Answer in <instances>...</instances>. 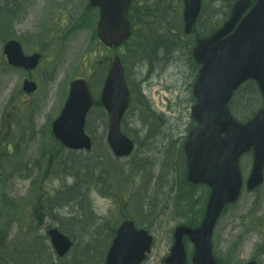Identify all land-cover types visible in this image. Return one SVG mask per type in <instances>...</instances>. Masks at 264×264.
<instances>
[{"label": "rangeland", "instance_id": "1", "mask_svg": "<svg viewBox=\"0 0 264 264\" xmlns=\"http://www.w3.org/2000/svg\"><path fill=\"white\" fill-rule=\"evenodd\" d=\"M40 1L0 0V24H6L8 27L5 37L0 38V122L3 117L8 124L15 123L20 131L12 140L14 145L19 144L26 148L28 155L32 153L40 157L39 160L22 163L20 156L9 155L5 161L0 162V204L4 209L0 225V264H49L48 260H52V264H106V253L115 236V228L117 229L128 216H135L139 226L150 228L155 236L152 251L143 264H164V258L170 253L173 243L174 228L179 223L189 221L191 217L197 218L196 214L200 211L206 194L204 187L192 189L190 194L197 200L195 214L191 217L187 213L183 214L184 203L181 198L189 189L183 178L185 167L182 161L185 162V157L181 155V148L185 141L184 136L188 133L187 129L193 121L190 87L187 86L193 73L189 71L192 65L188 49L185 52L192 39L185 38L183 32L181 33L182 0H138L133 9L135 33L128 43L130 49L127 55H130L129 75L134 83L135 94L133 105L126 115L128 121L125 122L123 131L136 143V150L132 157L125 158L120 163H115L113 155L108 152V129L105 131V119L99 120L96 128L93 127L100 150L94 151L93 157L89 159H86V154L73 155L63 150L51 139L47 142L41 141L39 133L33 130V127L39 130L47 119L58 113L59 104L64 100L63 91L60 89L69 77L77 75L80 58L89 44L91 31L81 30V41L75 46V49L80 50L56 68L57 84L54 86L53 82L45 78V92L35 97L41 101L38 102L40 106L31 125L27 120H20L15 116L12 118L6 114L9 109L8 100L19 81V74L4 68L3 41L8 37H24L27 28L22 27L26 24L21 21L18 25L23 17L22 6ZM49 1L78 4L79 6L73 5V9L68 6L71 11L77 13H81L84 10L83 5L87 3L86 0ZM205 1L206 16L201 19L193 37L198 33H206L217 25L222 19V12H227L231 3L230 0ZM48 12L49 10L46 21H49ZM146 28L151 30L144 31L140 39L142 31ZM32 30H35L37 35L41 32L38 25ZM174 32H177V35ZM165 38H169L167 42L170 45L163 40ZM139 39V45L132 53V46ZM160 40V44L154 45L156 52L160 50L163 56V45L166 43L170 52L175 49L173 55L169 54L170 58L164 60V57V61L160 63L158 55L150 53L154 59L152 62L139 59L141 55L131 59L148 51L154 42ZM39 46L41 42L35 40L27 49L33 50ZM90 46L95 50L105 48L97 44ZM136 60L139 64L134 67L133 62ZM96 70L92 65L91 72L87 75L93 78ZM102 76L100 73L97 83L101 82ZM137 80H140L139 84ZM166 84L172 89L168 90ZM100 86L101 83L95 85L96 91ZM157 88L169 95L171 101H167V105L162 99L157 100L160 97L159 92H155ZM144 94L148 95L149 100H153L156 108L166 109L169 105L173 109L172 112H169L168 108L165 111L157 108L159 112L167 113L157 117ZM178 94L179 97L176 98ZM247 107L249 111L254 108L248 102L243 108ZM243 108L240 109L245 115L239 116L241 120L256 111L254 109L252 112H246ZM101 115V109L94 113L98 119ZM107 160L112 161V164H107ZM251 163L252 155L248 154L242 160L243 171H248ZM89 165L94 167L93 174L84 172ZM22 170L25 174L17 176ZM3 171L10 173V176L2 175ZM76 180L79 184L75 185ZM83 184L87 190H79ZM159 191L161 194L158 195ZM77 192L80 193V202H83L81 206H76L73 199H70ZM50 194L54 195L55 202L45 201L36 206L35 202H31L33 198ZM86 195H90L89 198H86ZM89 205L96 215L82 213V207L85 206L88 211ZM143 205L146 209H142ZM168 206L169 210L165 211ZM151 208L153 213L149 214ZM156 211L163 213L155 217V214H158ZM52 226L59 227L75 242L72 251L63 258L57 254L52 255V243L47 236V231ZM186 247L191 263L193 245L187 242ZM229 247L231 250H228ZM42 248H45V252ZM38 250L43 251V262L38 261L41 259L40 252L32 254ZM214 252L220 264H246L251 258H256L260 264H264V187L254 194L245 190L240 202L221 219L214 234Z\"/></svg>", "mask_w": 264, "mask_h": 264}, {"label": "water", "instance_id": "2", "mask_svg": "<svg viewBox=\"0 0 264 264\" xmlns=\"http://www.w3.org/2000/svg\"><path fill=\"white\" fill-rule=\"evenodd\" d=\"M131 0H96L102 8L99 33L108 43H119L121 35H128L129 24L126 11ZM248 17L243 27L230 39L220 43L212 41L213 48L206 58L205 67L196 85L199 97L197 111L203 125L194 130L186 146L189 178L204 181L212 187L207 214L197 229L181 225L175 231L176 242L167 264H187L183 243L185 234L195 244L194 264H215L212 254V231L228 202H234L242 188L243 179L239 159L244 152L255 148V160L248 187L253 188L263 180L264 170V108L250 122L236 121L228 110V101L234 88L254 71L264 93V20L251 23ZM118 68L110 77V84L118 86ZM114 146L127 148L129 141L120 134L117 124L121 111L114 108ZM69 120L57 126L62 134L68 130ZM225 133V135H223ZM70 136H73L72 134ZM72 138V137H71ZM129 147L119 154L128 153ZM53 242L60 255L71 247L70 239L51 230ZM152 237L145 230H137L132 220L125 221L118 229L109 252L108 264H140L150 250ZM249 264H256L251 261Z\"/></svg>", "mask_w": 264, "mask_h": 264}]
</instances>
